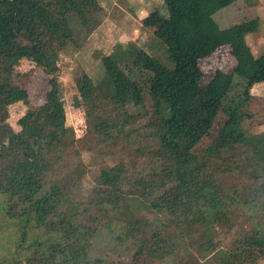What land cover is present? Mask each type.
I'll return each instance as SVG.
<instances>
[{"label": "trees", "instance_id": "16d2710c", "mask_svg": "<svg viewBox=\"0 0 264 264\" xmlns=\"http://www.w3.org/2000/svg\"><path fill=\"white\" fill-rule=\"evenodd\" d=\"M163 2L169 19L152 37L169 65L155 55L133 60L138 70L152 69L143 94L112 56L101 54L104 76L97 84L84 72L74 80L87 117L79 139L65 123L56 59L100 25L101 6L69 0L38 33L25 35L16 2L0 0V210L14 224L13 248L0 264L264 263V132L252 135L243 126L251 89L264 83V53L255 57L246 42L261 20L221 27L214 17L235 0ZM18 35L28 47L23 58L40 66L48 82L42 103L18 120L15 132L8 107L29 99L3 56ZM225 46L232 72L204 81L199 61ZM77 141L102 154L124 144L131 163L101 169L88 207L62 212L71 202L70 182L44 192V180ZM242 166L256 185L240 190L229 177ZM131 199L157 210L165 224L152 228ZM102 235L109 242L96 255Z\"/></svg>", "mask_w": 264, "mask_h": 264}, {"label": "rangeland", "instance_id": "374dc122", "mask_svg": "<svg viewBox=\"0 0 264 264\" xmlns=\"http://www.w3.org/2000/svg\"><path fill=\"white\" fill-rule=\"evenodd\" d=\"M14 1L20 13L21 29L25 35L31 31L32 33L35 31L34 35L38 33L42 21L52 14L55 8L69 2V0ZM251 1L256 6L249 7L245 0H235L214 18L221 27L260 19V31L246 37L252 54L258 57L264 53V0ZM97 2L102 8L99 16L100 25L94 30L92 28L93 31L87 38L83 35L76 44L68 43L56 59V84L59 99L65 110V123L67 127L74 129L76 138L79 139L86 133L87 117L74 80L81 72H84L93 84H97L104 76L101 54L112 56L131 80L138 85L143 94L147 92L152 69L144 65L138 70L134 67L133 60L141 54L155 55L164 64L169 65L163 57V49L157 46L152 37V33L163 25L164 20L169 19V13L163 0H97ZM15 37L10 42L3 59L13 71L15 80L26 91L29 99L28 105L19 102L8 107V123L15 132H18L20 131L18 120L31 108L42 103V97L47 90L48 75L40 66L23 58L28 47L19 35ZM77 45L80 47H76ZM231 53V48L225 46L199 61L204 81H207L216 71L232 72L235 62ZM17 55L21 57L16 60ZM251 94L253 98L247 111L248 116L243 119V126L249 134L258 135L264 132V83L253 86ZM136 110V108H130V112L134 113ZM222 117L221 114L218 115V120H222ZM110 149L112 151L106 154L96 153L88 150L83 142L77 141L59 165L46 175L44 192L50 191L55 184L70 182L67 199L71 202L61 205L59 211H68L70 205L78 206L81 210L87 208L92 199V190L97 183L96 179L99 177L100 170L112 168L119 163H131L130 150L126 145L117 144L111 146ZM229 179L240 190L256 185L246 166H242ZM130 201L134 202L133 209L138 216L151 220L152 228L160 226V223L165 224V219L157 210H152L139 200L131 199ZM91 214L96 215L97 213L92 211ZM13 225L6 221L4 212L0 210V257L13 248L14 236H11L14 230ZM107 242H109L107 235L98 238L96 255L105 251ZM125 251L123 249L122 253ZM125 254H123L125 259L130 257L129 251ZM261 264L264 263L261 262Z\"/></svg>", "mask_w": 264, "mask_h": 264}]
</instances>
